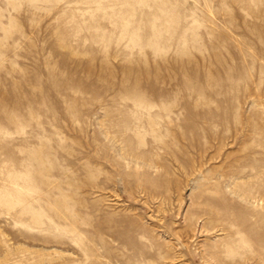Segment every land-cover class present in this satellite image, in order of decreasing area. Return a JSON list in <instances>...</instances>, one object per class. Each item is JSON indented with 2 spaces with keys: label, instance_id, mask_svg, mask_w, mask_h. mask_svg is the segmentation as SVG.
<instances>
[{
  "label": "rangeland",
  "instance_id": "1",
  "mask_svg": "<svg viewBox=\"0 0 264 264\" xmlns=\"http://www.w3.org/2000/svg\"><path fill=\"white\" fill-rule=\"evenodd\" d=\"M0 264H264V0H0Z\"/></svg>",
  "mask_w": 264,
  "mask_h": 264
}]
</instances>
